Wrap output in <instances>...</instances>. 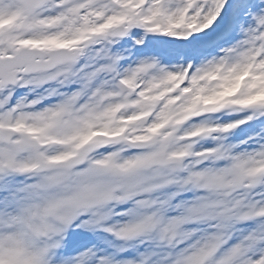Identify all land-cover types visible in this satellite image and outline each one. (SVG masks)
Wrapping results in <instances>:
<instances>
[{
  "label": "snow or ice",
  "instance_id": "6c2138e0",
  "mask_svg": "<svg viewBox=\"0 0 264 264\" xmlns=\"http://www.w3.org/2000/svg\"><path fill=\"white\" fill-rule=\"evenodd\" d=\"M0 264H264V0H0Z\"/></svg>",
  "mask_w": 264,
  "mask_h": 264
}]
</instances>
